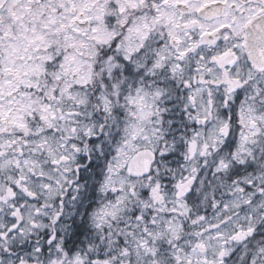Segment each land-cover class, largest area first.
I'll list each match as a JSON object with an SVG mask.
<instances>
[{"label":"snow or ice","instance_id":"1","mask_svg":"<svg viewBox=\"0 0 264 264\" xmlns=\"http://www.w3.org/2000/svg\"><path fill=\"white\" fill-rule=\"evenodd\" d=\"M0 264H264V0H0Z\"/></svg>","mask_w":264,"mask_h":264}]
</instances>
